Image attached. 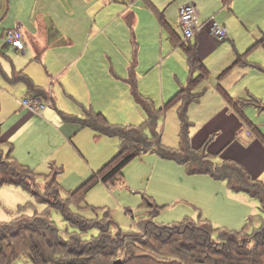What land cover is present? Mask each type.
Listing matches in <instances>:
<instances>
[{
	"label": "rangeland",
	"instance_id": "obj_1",
	"mask_svg": "<svg viewBox=\"0 0 264 264\" xmlns=\"http://www.w3.org/2000/svg\"><path fill=\"white\" fill-rule=\"evenodd\" d=\"M129 1H132L130 4V10L132 11H135L134 6L136 4L140 5L139 0ZM175 2L168 7L165 17L181 36L182 32L176 20ZM85 3V0H0V48L4 45L5 40L2 35L5 30L21 25V30L33 33L34 36L37 33L33 49L26 54L10 53L8 57L11 58L15 67L24 66L22 69L30 77H33L39 85L44 83L47 86L46 88L50 87L55 80L57 81L58 72L64 65L63 62L67 63L77 55L85 54L86 72L84 79L81 78L80 74L74 73V70L69 69L67 72L69 79L73 78V82L77 79L76 81L79 84L77 88L78 96L75 99L81 101V95L86 102L88 101L87 90L81 91L80 88L82 87L81 83L87 80L86 73L89 70L90 82L95 86L96 91L93 95V103L97 111L105 109L109 118L116 123L120 118L128 122L127 124L118 123L119 125H138L141 118H145V112L136 103L131 86L128 83L132 73L135 74L139 92L153 101L156 107H160L163 102L172 97V89H179V87L187 85L188 72L184 73V64L186 66L185 53L181 49L175 50L170 43L162 41L163 35L158 31L144 28L146 21H143L141 28L143 30L137 31L135 25L133 29H130L131 27L127 25L124 18H117L110 22L109 26H112L113 35L107 36H110L111 39L106 36L97 37L95 39L96 43L94 41L96 34L93 29L92 17L85 13L87 8L84 6ZM115 6H118L117 10L124 8L122 3L114 4ZM146 7L144 6L146 12L151 13L158 22L154 11L147 5ZM72 12H80L76 24L68 18V14ZM45 16L50 17L51 20L53 19L60 30H65L76 41V46H73V48L64 46L66 41L63 40L52 47L48 46L45 50H41L45 44L43 40ZM105 22H109V19H106ZM135 22L136 20H134ZM38 25H41L42 29H39ZM85 28L86 34L82 35L85 39L81 41V34L77 36L75 31L81 33V30ZM163 31L167 37L169 31L167 29H163ZM93 32L94 34L91 35ZM128 32L129 43L126 44L124 40ZM138 36L144 42L139 43ZM224 41L226 40L220 41L223 44L215 50H206L203 54L209 76L196 88L197 92L204 94L201 102L192 103L189 106L188 116L190 121L195 124L191 132L192 137L197 135L199 130L207 128L212 119L218 116L217 111L221 108V93L218 91L220 82L223 85V81L228 83L235 78V75H232V69L234 68H232V65L235 58L230 62L234 50L232 47L228 49L227 43H224ZM170 53L173 55L172 59H169L168 54ZM38 56H41V58L38 59ZM108 57L117 60V63L115 61L107 62ZM164 58H166L164 62L168 60V65L165 67H163L164 62H162ZM180 58L183 63L180 62ZM2 62L4 68L9 71L6 63ZM140 65L143 70L140 69ZM74 68L76 67L72 69ZM183 75H185V79L181 80ZM6 85L9 84L0 75V100L2 102L1 108L3 107L0 113V122L4 123L2 130L5 133L15 127L24 114H27V111L24 110L19 113L13 112L19 108V100L22 101L26 96V90L22 87L24 85L22 83L13 84L11 86L15 88L12 90ZM57 85L55 82L51 88ZM125 86L128 87V99L124 97ZM57 98L61 100V105L64 106L63 111L67 110L72 113L79 108L73 103L69 95L62 94V98ZM57 107L60 108L61 106L57 104ZM79 111L80 116H82V109ZM244 113L254 128L243 121L244 131L240 134L241 140L249 142L254 139L257 133L255 127L264 137V111L249 106ZM56 116L60 119L58 113ZM33 119L39 118L34 117ZM129 122H132V124H129ZM62 129L67 133L69 131L67 127L62 125L60 127L58 119H56V123L52 122L46 126L37 121L33 127L21 135L20 133L16 134L13 141L15 140L14 146L17 150L15 155L18 162H21L19 161V155H22L24 163H32L29 167L39 175L37 181L41 189L46 183L41 171H44V173L48 171V163L58 162L56 165L63 168L59 178L61 195L63 198H67L70 192L75 191L91 179L97 174L101 166L117 153L120 141L117 138L97 137L95 132L88 129L82 130L77 134L78 137H74L76 139L74 142L78 146L73 147ZM179 130V118L176 109L172 108L163 114L158 122L162 144L177 148ZM206 130L209 131L207 135L209 139L211 137L213 139L221 133V130L215 132L211 131L210 128ZM247 132H250V135H247ZM37 136H40V139L36 138L34 140V150H28L32 144L25 147V143ZM214 143L213 141L211 146ZM261 144L263 148H260V151H264V141ZM56 151H59V153H56ZM209 151L215 153L217 149L212 148ZM55 155H57L56 159L54 158ZM257 156H252L254 158L250 160V164ZM45 157L49 161L45 160ZM257 159L260 164L253 166L251 173L253 176L260 174L264 181V158H262V162L258 157ZM220 160V157H215V161L220 162ZM41 162L43 168H39ZM24 163L21 162V164ZM245 166L249 167V164L247 163ZM226 184V182L211 179L206 175H189L175 161H165L156 153H146L137 156L127 164L123 170V176L114 184H106L101 180H97L86 193L82 203H74L71 209L86 218L98 220L104 219L106 213H108L120 229L130 233L138 231V222L141 218L154 213L153 208L146 203L147 200H150L160 209V214L155 219L160 225H174L185 219L197 221L201 215L215 228L240 231L251 219L248 233H252L264 221V213L260 210L259 202L246 194L240 195L238 201L229 198ZM0 188V222L11 220L18 214L19 208L23 207L22 212L29 216L35 213L46 214L48 212L63 236L74 231L59 211L50 209L46 204L38 203L31 194L23 189L11 185ZM129 210L132 213H129ZM97 235L98 231L93 229L85 234L83 238L91 239ZM218 238L219 232L214 235L215 240ZM120 252V259L122 260L124 250H120ZM63 256H67V254ZM13 264L32 263L27 256H21Z\"/></svg>",
	"mask_w": 264,
	"mask_h": 264
},
{
	"label": "trees",
	"instance_id": "obj_2",
	"mask_svg": "<svg viewBox=\"0 0 264 264\" xmlns=\"http://www.w3.org/2000/svg\"><path fill=\"white\" fill-rule=\"evenodd\" d=\"M171 37L187 57L190 69L188 83L159 109L139 92L135 74L132 73L128 83L147 118L141 125L111 124L103 114L95 113L92 109L85 110L82 118L63 114V120L78 124L80 129L90 128L101 136L118 138L120 141L117 156L81 187L70 192L67 198L62 197L58 181L63 169L52 163L50 173L44 176L46 184L41 189L37 181L39 175L13 157V145L3 139L0 124V187L11 185L22 188L38 203L59 211L74 230L63 236L48 212L29 216L22 212L21 207L11 220L0 222V264H13L21 256H27L32 264H111L120 259V250H124L123 264H264V221L252 233H248L251 219L240 231H228L215 228L201 215L197 221L185 219L164 226L155 221L160 209L147 200L154 213L139 220L137 232L128 233L120 229L108 213L104 219L98 220L86 218L71 209L74 203H82L97 180L114 184L123 176L127 164L139 155L152 152L161 159L175 161L189 175H206L214 180L225 181L233 192L245 193L257 200L264 213V182L253 177L242 162L227 157L226 146L215 153L210 152L208 147L212 144V137H208L200 147L193 146L189 106L198 101L200 95L195 94V90L208 78L209 70L199 58L196 44L181 41L172 33ZM262 44L264 39L256 46ZM249 52L238 55L232 67L247 64ZM4 57L11 63L9 71L3 66ZM195 73L198 76L195 77ZM0 75L9 84L24 83L30 96H40L48 101L46 92L1 52ZM219 91L230 105L240 111L243 121L254 128L243 113V108L251 104L259 106L257 100L234 101L221 87ZM175 107H178L181 125L180 142L177 148H169L162 144L158 122L163 114ZM255 130L259 142L264 141L261 132ZM7 144L10 150L5 152L1 146ZM215 157H220V162L215 161ZM128 212L132 213L130 210ZM93 229L98 231L97 236L83 238ZM217 232L219 238L215 240ZM65 254L67 256H63Z\"/></svg>",
	"mask_w": 264,
	"mask_h": 264
},
{
	"label": "crops",
	"instance_id": "obj_3",
	"mask_svg": "<svg viewBox=\"0 0 264 264\" xmlns=\"http://www.w3.org/2000/svg\"><path fill=\"white\" fill-rule=\"evenodd\" d=\"M85 1H86V3L84 4V6L87 7L85 10V13L87 15H89L90 17H92L93 29L95 30V34H96V36L94 38L95 42H96L95 39L97 37L106 36L107 38L111 39L110 36H107V35L112 34V26H109L110 22L114 21L117 18H122V19L124 18L127 25L129 27H131L130 29H133L134 25H135V28L137 31H139L142 28L143 21H146V25L144 28L153 29V30H156L159 33H161L163 35L162 41H164L165 43H168V44L170 43V45H172V47L175 50H178L181 48L173 41V39L171 37V33L173 35H176L179 38V40L186 41L185 37H184L183 30L180 26V9L182 6L186 5L187 3L188 4H190V3L195 4L197 6V8L199 9L198 11L200 14V21H201V24H203V27L196 33L194 39H192L191 42L193 44L197 45L199 58L205 64L204 59H203L204 58L203 57L204 52L206 50L213 51L216 48H218L221 44H223V42H218L215 39H213L209 33V27H208L209 22L212 21V19H214L215 21H217L218 23L223 25L227 30V39H226V41H224V43L225 42L227 43L226 46L228 49H231V47H232L234 50V53L232 54L230 62L233 61L234 58L236 61L238 55H243V54L249 52V50H250V52L246 56L247 64L239 65V66H236L234 68L232 67L233 68L232 69V75H235V78L232 81H229L228 83H224V81H223V85L220 82V85L218 87H221L222 89H224L228 94L230 93L229 95L233 98L234 101L245 100L247 102V100H257L256 103H258L259 106H257L256 104L246 105L243 108V113H244L245 109L248 108L249 106L254 107V108H258L260 111H264V45L262 44V45L256 46L257 43H259L261 40L264 39V0H178L176 2L174 0H139L140 5L136 4L134 6L135 11L130 10V6H131L130 4L132 1H129V0H85ZM174 2H175V9H176L175 13H177V19H176L177 24L180 26V29L182 32L181 36L173 28L172 24L167 21V19L165 17V12L167 11L168 7L171 4H173ZM117 3H122L124 5V8L117 10L118 6L114 7V4H117ZM145 4L150 9H152V11H154L155 16L157 17L159 23L157 22V20L155 19V17L151 13L146 12V10L144 8V6L146 7ZM79 15H80V12H78V13L72 12V13L68 14V18L76 24L79 20ZM106 19H109V22H105ZM134 20H136V22H135L136 24L134 23ZM44 25H45V27L43 29V40H44L45 44L43 46V49H41V47H40L41 50H45L48 46L52 47L55 44L62 42L63 40L66 41L64 43V46H68L71 48H73V46H76V41H74L70 37V35L66 33L65 30L64 31L60 30L56 26V24L54 23V20L53 19L51 20L50 17H48V16L44 17ZM18 26L21 28V25H18ZM38 26H39V29H42L41 25H38ZM17 27H15V28H17ZM15 28L8 29V30H5L3 32L2 36H3L5 41H4V45L0 48V52L2 54H4L5 56H9L8 54H10V53H15L18 55H19V53L26 54L29 50L33 49L32 47L34 46L35 36H37V33L34 36L33 33H29L26 30H21V32L23 34V41L25 44V49L23 52L15 49L13 46L7 44L6 35H7V33L14 30ZM163 29H167L169 31V34L167 35V37L165 36ZM142 30L143 29H141V31ZM75 32L77 33V36H80V34L82 36L83 34H86V28L84 30H81V33L77 32V31H75ZM92 34H94V32L91 33V35ZM126 36L127 37H125L124 42L126 44H128L129 43V39H128L129 32L127 33ZM83 37L84 36H82L81 41H84L85 38H83ZM137 39H138L139 43L144 42V41H141L139 36ZM77 42H78V40H77ZM141 46H143V45H141ZM84 55L85 54L79 55V56L77 55V57H75L72 61H69L67 63L63 62L64 65L60 69V72H58L57 81L55 80V82L58 85L53 87V88H51V86L55 82H52L51 86L46 88L47 86L44 83L41 84L43 86L39 85L33 79V77H30L29 74H27L24 71V73L29 78H31L33 80V82L35 83V85L37 87H39L40 89H42L43 91L46 92L48 102H49L48 108H50V109H48V108L45 109L39 116V115H35L32 112H30L29 110L23 108L22 103L26 98H28L30 96V93L27 91L26 85L24 83H22L24 85L22 87H24L26 90V96H24V99L22 101L19 100V106H18L19 108L17 110H14L13 112L19 113L22 110H24V111H27V114L26 115L24 114V116L18 122V124L15 127H13L12 129L6 131V133L3 132V130H2L3 139L5 141H7L9 144L13 145L12 155L17 161H18V159L15 155V152H17V150L15 149V146H14L15 140L13 141V138L16 134L20 133V135H21L23 132H25L29 128L33 127V125H35V123L37 121L41 122L44 126H46L52 122L56 123V119H58L60 127L62 125L63 127H67L69 129L68 133L64 129H62V130H64V135H66L70 144L73 147L78 146L74 142V141H76V139H74V137L75 136L78 137L77 134H79L82 130H88V129L92 130V129H90V128H83V129L81 128L80 129V126L78 124L66 122L65 120H63V114H66L68 116H75V117L82 118L84 116L85 110L92 109L95 113L103 114L111 124L119 125L122 123H124V124L128 123L127 121L121 120L120 117H117V118H120V119H118L119 124L116 123L114 120H111L109 118V116L107 115V112L105 111V109H99V111H97V109L94 106L95 104L93 103V95L95 94L96 91H95V86L90 82L89 70L86 73L87 80L84 81L83 83H81L82 87L80 88L81 91L87 90L88 101L86 102L82 98L81 95H80L81 101H77L75 99V97L78 96L77 88L79 87V84L76 81L77 79H75L74 82H73V78L69 79V75L67 74V72L69 69L74 70V73L80 74L82 76L81 78L84 79L85 72H86V70H85L86 64L84 63ZM41 56H38L37 58L40 59ZM168 56H169V59L173 58L172 53L168 54ZM42 57H44V56H42ZM165 59L166 58H164L162 60V62H164ZM185 59H186V66L184 64V73L188 72V79H189L190 69H189L188 60H187L186 55H185ZM3 61L6 63L8 70H9L11 68L10 63L8 62V60L6 58L3 59ZM106 61L109 63H111V61L112 62L115 61V63H117V60H114L110 57H108ZM180 62L183 63V60L181 58H180ZM140 64H141V62H140ZM167 65H168V60L166 62H164L163 67H165ZM23 67L24 66H22V67L16 66V68L18 70H22ZM63 67H64V71H63ZM73 67H76V68L72 69ZM140 69L143 70V67L141 65H140ZM163 73H164V70H163ZM196 76H198V73H195V77ZM182 79H185V75L182 76L181 80ZM6 83L9 84L8 82H6ZM187 83H188V81H187ZM11 85H13V84H9L6 86L12 90L15 87H13ZM182 87L183 86L179 87V89L178 88H176L174 90L172 89V91H171L172 97L169 100H171L181 90ZM127 88H128L127 86L124 87V90H125L124 91V93H125L124 97L128 99ZM220 93H221V100H220L221 108H219V110L217 111L218 116L215 117L214 119H212V121L210 122V124L207 128H210V130L214 131V132L221 130V133L217 137L213 138V141L215 143L211 147L209 146L208 148H209V150H212V148H213V149H217V151H218L221 148L226 146V148H227L226 153L227 154L225 153V155L226 156L228 155L227 157L234 158V159L242 162L244 167L251 173V168H254L253 166H257L260 164L257 157L260 159L261 162L263 161L262 158H264V151L263 150L260 151V148H263V145L261 144V142H259L257 135L254 139H252L249 142L241 140L240 134H241V132L244 131V129H243L244 125L242 124L243 119L241 117V114L239 113L240 111L235 109V106L230 105L228 103V101L225 99L222 92H220ZM62 94L69 95L70 98L73 100V103L79 107L78 109L79 110L82 109V111H83L82 116H80V111L78 109L74 110L75 112H72V113L67 111V110H64L65 112L63 111L64 106L61 105V100L57 98V97L62 98ZM195 94L200 95L198 101H196V102L200 103L201 98L204 94L202 95V94H200V92H197L196 90H195ZM168 101L163 102L162 105L160 107H157V108H159V109L162 108L164 106V104L167 103ZM196 102H193V103H196ZM57 104H59L61 107L58 108ZM1 106H2V102L0 100V113L2 112V109H3V107L1 108ZM132 107H134V106H132ZM177 108L178 107H175L177 115H178ZM54 111H56V112H54ZM57 113H58L60 119L56 116ZM73 114H76V115H73ZM119 116H121V114H119ZM34 117H38L39 119H33ZM144 117H145L144 119H143V117L141 118V121L139 122L138 125H141L143 122L146 121L147 118H146L145 113H144ZM142 120H144V121H142ZM179 123H180V121H179ZM0 124H1V127H3L4 123L0 122ZM129 124H132V122H129ZM191 124H192V127L190 128L191 141L193 143V146L200 147L201 145H203V142L208 139L209 136L207 137V135H208L209 131L206 130L207 128H205L203 130H199L197 135L192 137L191 132H192V129L194 128L195 124L192 122H191ZM122 126H125V125H122ZM135 126H137V125H135ZM180 127H181V125H180ZM255 128L258 130L257 127H255ZM92 131L95 132L94 130H92ZM95 133L97 134V137H107V136H101L97 132H95ZM179 133H180V130L178 132V139H179L178 142H180ZM247 135H250V134L247 132ZM61 137L63 138V135ZM36 138L40 139V136L34 137L25 143V147L32 144L28 148V150H30V151L34 150V147H35L34 140ZM109 138H114V137H109ZM178 146H179V143H178ZM3 147H1V148L5 152H8L10 150V146L8 144L3 146ZM166 147H169V146H166ZM169 148H175V147H169ZM56 153H59V151H56ZM118 153H119V148H118L117 153L110 160L106 161L101 166V168L98 170V172L103 167H105L110 161H112L117 156ZM149 153H152V152H149ZM256 155H258V156L250 164V160H252L254 158L252 156H256ZM54 158L56 159L57 155H55ZM23 160L24 159H23L22 155L21 156L19 155V161L24 163ZM45 160L49 161L48 158H46V157H45ZM164 160L165 161H171V160H166V159H164ZM52 163H55V165H56V163H58V162L52 161V162L48 163V171L45 173H44V171H41V173H43L42 175L46 176L50 173ZM247 163L249 164V167L245 166V164H247ZM24 164L28 165V166L32 165V163H28V162L24 163ZM56 166L58 168H61V166H58V165H56ZM39 168H43L42 162H41ZM184 170H185V168H184ZM256 172L258 173V171H256ZM251 175L253 176L252 173H251ZM60 176H59V178H60ZM207 177H209V176H207ZM253 177L263 181L262 176L260 174L253 176ZM59 178H58V181H59ZM223 182L225 183V181H223ZM6 186H8V185H6ZM3 187H5V186H3ZM226 187H227L226 191L228 192L229 198H231L235 201H238L240 195L245 194V193L233 192L228 187V185ZM18 188H20V187H18Z\"/></svg>",
	"mask_w": 264,
	"mask_h": 264
},
{
	"label": "built area",
	"instance_id": "obj_4",
	"mask_svg": "<svg viewBox=\"0 0 264 264\" xmlns=\"http://www.w3.org/2000/svg\"><path fill=\"white\" fill-rule=\"evenodd\" d=\"M180 26L183 30L186 42L191 41L195 37L196 33L203 27V24H201L200 21L198 8L195 4L190 3L181 7ZM208 27L211 37L216 41L220 42L227 39L226 28L214 19L209 22ZM6 41L7 44L13 46L15 49L21 52H23L25 49L23 34L19 26L7 33ZM22 106L33 114L40 115L45 109L49 107V102L45 101L40 96H29L23 101Z\"/></svg>",
	"mask_w": 264,
	"mask_h": 264
},
{
	"label": "water",
	"instance_id": "obj_5",
	"mask_svg": "<svg viewBox=\"0 0 264 264\" xmlns=\"http://www.w3.org/2000/svg\"><path fill=\"white\" fill-rule=\"evenodd\" d=\"M113 264H123L121 259L116 260Z\"/></svg>",
	"mask_w": 264,
	"mask_h": 264
}]
</instances>
